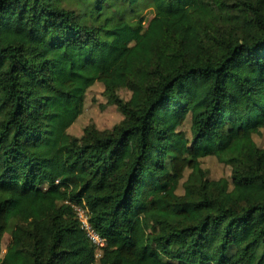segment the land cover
<instances>
[{
	"label": "trees",
	"instance_id": "trees-1",
	"mask_svg": "<svg viewBox=\"0 0 264 264\" xmlns=\"http://www.w3.org/2000/svg\"><path fill=\"white\" fill-rule=\"evenodd\" d=\"M262 128L264 0H0V264H264Z\"/></svg>",
	"mask_w": 264,
	"mask_h": 264
},
{
	"label": "rangeland",
	"instance_id": "rangeland-1",
	"mask_svg": "<svg viewBox=\"0 0 264 264\" xmlns=\"http://www.w3.org/2000/svg\"><path fill=\"white\" fill-rule=\"evenodd\" d=\"M152 13L147 11L146 17L150 18ZM120 96L124 99H128L130 93L125 90H119ZM122 119V115L117 110L116 106L106 103L103 86L100 82H96L90 87L84 98V106L82 113L78 116L76 121L68 128V133L72 136H80L84 127L87 125H94L96 128L104 130L111 129ZM182 130L189 134V117L182 125ZM253 139L256 144L264 149V128L259 133L253 135ZM125 159L120 161L119 164H124ZM202 167L208 171L209 178L217 179L225 177L230 179V167L220 163L215 157L209 156L201 160ZM178 194L183 193L182 185L180 184L177 190ZM146 217H150V213L146 214ZM9 240V234H5L2 240L1 248L2 252L5 251L6 245ZM101 250L95 251L96 259L100 257Z\"/></svg>",
	"mask_w": 264,
	"mask_h": 264
},
{
	"label": "built area",
	"instance_id": "built-area-1",
	"mask_svg": "<svg viewBox=\"0 0 264 264\" xmlns=\"http://www.w3.org/2000/svg\"><path fill=\"white\" fill-rule=\"evenodd\" d=\"M77 213V217L81 223V227L86 231V235L89 237L92 243H94L97 248H100L104 245V240L100 238L97 233L92 229L89 222L87 221V218L84 214V212L77 207H74Z\"/></svg>",
	"mask_w": 264,
	"mask_h": 264
}]
</instances>
